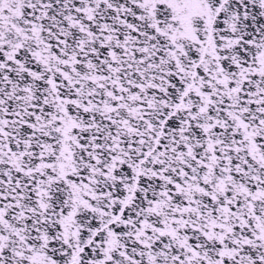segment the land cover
I'll return each mask as SVG.
<instances>
[{"label": "snow or ice", "instance_id": "snow-or-ice-1", "mask_svg": "<svg viewBox=\"0 0 264 264\" xmlns=\"http://www.w3.org/2000/svg\"><path fill=\"white\" fill-rule=\"evenodd\" d=\"M0 264H264V0H0Z\"/></svg>", "mask_w": 264, "mask_h": 264}]
</instances>
